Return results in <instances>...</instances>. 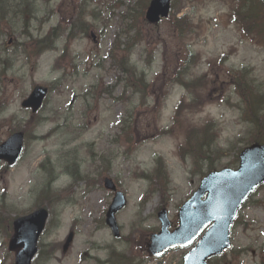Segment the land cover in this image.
<instances>
[{
    "label": "rangeland",
    "instance_id": "374dc122",
    "mask_svg": "<svg viewBox=\"0 0 264 264\" xmlns=\"http://www.w3.org/2000/svg\"><path fill=\"white\" fill-rule=\"evenodd\" d=\"M148 1L39 0L30 13L20 0H0V142L13 130L25 134L19 162L13 167L0 162V264L12 263L7 242L13 218L39 206H46L50 214L39 251L47 254L52 246L56 250L48 262L39 253L33 264L155 263L145 244L159 229V207L167 209L168 219L176 225L177 208L208 169L200 170L201 164L193 163L202 156L197 152L176 154L178 146L186 145L184 131L192 127L202 133L206 126L208 133H217L212 141L218 143L211 145L214 168L235 167L238 149L254 137L264 140V122L250 125L242 120L252 119L248 104L254 109L260 104L254 103V94H264V39L246 35L232 23L230 12L237 0H174L172 16L185 14L193 23L192 34L184 37L167 19L148 26L143 13ZM244 2L245 8L251 7L249 0ZM84 9L89 24L85 36L69 41L63 32L52 50L37 57L25 54L22 47L54 26L66 27ZM256 19L264 22V8L259 7ZM117 37L129 42V65L126 56L121 59L116 53L112 62L103 59L111 46L116 47L112 42ZM64 47L66 53L60 57ZM187 50L198 61L182 78L209 76L199 93L201 106L185 116L184 126L160 136V129L173 127L171 118L184 90L175 86L168 89L164 101L159 97L165 94L167 78L179 75L188 61ZM223 57L227 59L217 65ZM116 66H129L132 79L138 78L140 84L123 86L125 74ZM243 70L253 79L251 96L230 85ZM35 85L50 91L44 107L31 115L20 102ZM91 151L104 154V159L90 157ZM158 157L169 176L167 190L154 187L152 181L163 174L156 166ZM104 175L126 194L127 205L116 215L121 228L116 239L103 222L111 199L103 187ZM70 231L74 238L62 254L61 245ZM230 239L232 247L213 264H264V185L244 204ZM182 255L183 250L171 249L158 261L180 264Z\"/></svg>",
    "mask_w": 264,
    "mask_h": 264
},
{
    "label": "water",
    "instance_id": "95a60500",
    "mask_svg": "<svg viewBox=\"0 0 264 264\" xmlns=\"http://www.w3.org/2000/svg\"><path fill=\"white\" fill-rule=\"evenodd\" d=\"M147 10V19L156 21L160 16H167L169 0H151ZM46 88L34 87L30 96L22 102V106L38 109L45 96ZM22 133L15 132L0 144V160L14 164L21 153ZM240 166L237 170L223 169L220 172H212L201 181L200 188L190 202L181 207L179 213L180 226L171 234L166 231L169 226L165 217V211L158 214L162 222L160 233L151 236L149 248L152 253H160L161 250L171 245H187L198 235L203 226L213 221L209 231L200 239L184 257V264H206L205 257L230 246L228 239L230 224L235 218L239 205L246 199L258 184L264 181V147L254 144L245 147L239 155ZM105 187L111 190L114 186L111 180L106 179ZM207 192L206 199L201 201V196ZM114 202L108 209L106 222L111 226L112 232L117 233L115 212L126 204V200L120 192L114 197ZM45 209L17 217L13 222L14 234L9 241L10 250H18L14 264H30L31 257L36 251V241L39 232L44 227L47 218Z\"/></svg>",
    "mask_w": 264,
    "mask_h": 264
},
{
    "label": "trees",
    "instance_id": "16d2710c",
    "mask_svg": "<svg viewBox=\"0 0 264 264\" xmlns=\"http://www.w3.org/2000/svg\"><path fill=\"white\" fill-rule=\"evenodd\" d=\"M239 1L242 2L244 0H239ZM250 2H251V5L253 6V8L255 6V3H256V7L258 9H259V7L264 8V4H262L261 2H257V0H250ZM241 5L242 4H239L240 7H241ZM257 12H258V10H255L254 12L250 13V14H252V16L247 21V27H248V30H250V31H253V30L259 31L261 28L260 25L263 26L262 28L264 30V24L261 21L259 22L258 19H256ZM248 15H249V13H248ZM174 23H175V21H174ZM188 24H189V22H187V21L183 24V27L181 28V33H182L181 35L186 34L187 31L185 29H186V26ZM39 44H40L39 50L41 49V51H42V49H44L45 46L43 47V44H41L40 42H39ZM41 51L35 52V54H39ZM186 71L187 70L181 71V74L184 77V79H185ZM184 79H178V80L176 79L175 82L181 84L184 88H186L189 91V94L191 96L197 97V95L194 93V91H195V85L197 84L198 80L195 82V81H191V80L185 81ZM175 82H172V83H175ZM197 104H198V102H191L185 106H180L179 108H177V110H178L177 115L179 116L180 114H182V112L184 110H187V109H197ZM248 107H249L250 111L253 112L252 119L249 121V123L254 125V123L257 124V122H264V104L257 105L255 109L252 107L251 104H248ZM214 126H212V127H214ZM212 129H214V128H212ZM201 131H202V133H200V135H201L200 139L202 141H199L200 145L196 148L191 146L190 151H191V153L197 152L199 154V156L203 155L207 159V162H206L207 168H211L212 164H213L212 163L213 160L211 159V155L213 154V152L211 151V148L209 147V139L208 138L210 136L215 135L216 132L210 131L208 133L206 126L202 127ZM188 132L193 133V134L197 133L196 131L193 130V128L189 129ZM188 135L189 134H187V138L189 137ZM203 148H205V152H204L205 154L201 153V149H203ZM209 160H211V161H209Z\"/></svg>",
    "mask_w": 264,
    "mask_h": 264
}]
</instances>
